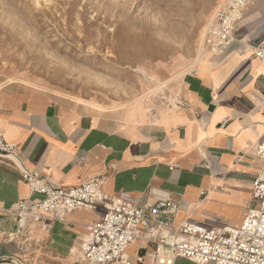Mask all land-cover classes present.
<instances>
[{
	"label": "crops",
	"instance_id": "0c3cea01",
	"mask_svg": "<svg viewBox=\"0 0 264 264\" xmlns=\"http://www.w3.org/2000/svg\"><path fill=\"white\" fill-rule=\"evenodd\" d=\"M234 35L264 44V0L245 8ZM237 48L218 56L205 50L160 87L164 96H139L125 107L0 82V136L18 145L17 155L0 152V264H89L79 242L103 214L78 207L64 221L29 220L27 233L16 234V203L29 197L23 166L52 185L103 176L106 194L132 203L167 193L179 205L177 222L239 224L262 167L252 148L264 139V60ZM149 249L128 246L130 264H148L136 257Z\"/></svg>",
	"mask_w": 264,
	"mask_h": 264
},
{
	"label": "rangeland",
	"instance_id": "374dc122",
	"mask_svg": "<svg viewBox=\"0 0 264 264\" xmlns=\"http://www.w3.org/2000/svg\"><path fill=\"white\" fill-rule=\"evenodd\" d=\"M223 1L0 0V82L112 108L162 97Z\"/></svg>",
	"mask_w": 264,
	"mask_h": 264
},
{
	"label": "built area",
	"instance_id": "2783aa9c",
	"mask_svg": "<svg viewBox=\"0 0 264 264\" xmlns=\"http://www.w3.org/2000/svg\"><path fill=\"white\" fill-rule=\"evenodd\" d=\"M252 1H223L205 31L203 46L207 51L218 56L237 44V51H251L264 60V44L252 46L234 35ZM224 124L225 120L221 126ZM17 149V143L0 136V152L17 155ZM252 152L262 167L251 185L253 205L247 207L237 225L209 227L189 219L177 222L179 205L167 193L132 203L106 194L103 176L76 186L52 185L47 177L23 166L21 175L29 186V197L16 203V234L27 233L29 220L64 221L67 213L78 207H101V218L87 225L79 242L81 256L89 264H130L127 247L134 243L150 245L136 257L148 264H173L177 258L197 264H264V139L253 146Z\"/></svg>",
	"mask_w": 264,
	"mask_h": 264
},
{
	"label": "bare ground",
	"instance_id": "6f19581e",
	"mask_svg": "<svg viewBox=\"0 0 264 264\" xmlns=\"http://www.w3.org/2000/svg\"><path fill=\"white\" fill-rule=\"evenodd\" d=\"M206 30V29H205ZM205 49V48H204ZM151 77V76H150ZM154 81H156L157 83H159V81L156 78H152Z\"/></svg>",
	"mask_w": 264,
	"mask_h": 264
}]
</instances>
